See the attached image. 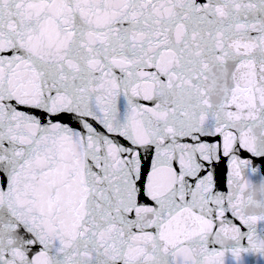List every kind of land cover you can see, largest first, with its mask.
<instances>
[{
    "label": "snow or ice",
    "instance_id": "6c2138e0",
    "mask_svg": "<svg viewBox=\"0 0 264 264\" xmlns=\"http://www.w3.org/2000/svg\"><path fill=\"white\" fill-rule=\"evenodd\" d=\"M0 264H264V0H0Z\"/></svg>",
    "mask_w": 264,
    "mask_h": 264
}]
</instances>
